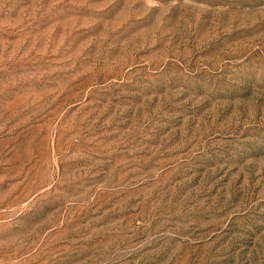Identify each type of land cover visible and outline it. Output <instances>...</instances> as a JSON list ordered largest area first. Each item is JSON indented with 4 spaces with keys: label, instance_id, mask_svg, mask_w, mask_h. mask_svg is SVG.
Masks as SVG:
<instances>
[{
    "label": "rangeland",
    "instance_id": "374dc122",
    "mask_svg": "<svg viewBox=\"0 0 264 264\" xmlns=\"http://www.w3.org/2000/svg\"><path fill=\"white\" fill-rule=\"evenodd\" d=\"M0 264H264V0H0Z\"/></svg>",
    "mask_w": 264,
    "mask_h": 264
}]
</instances>
